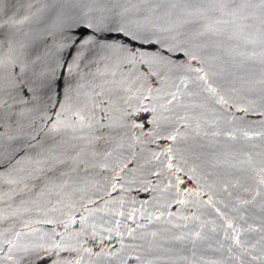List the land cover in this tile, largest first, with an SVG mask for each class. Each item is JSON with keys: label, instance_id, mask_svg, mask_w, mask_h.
<instances>
[{"label": "water", "instance_id": "obj_1", "mask_svg": "<svg viewBox=\"0 0 264 264\" xmlns=\"http://www.w3.org/2000/svg\"><path fill=\"white\" fill-rule=\"evenodd\" d=\"M0 264H264V0H0Z\"/></svg>", "mask_w": 264, "mask_h": 264}]
</instances>
